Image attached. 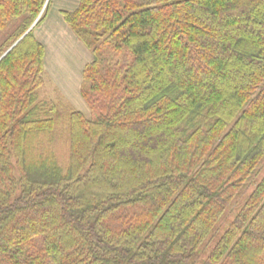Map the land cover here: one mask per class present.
I'll use <instances>...</instances> for the list:
<instances>
[{"label":"trees","instance_id":"trees-1","mask_svg":"<svg viewBox=\"0 0 264 264\" xmlns=\"http://www.w3.org/2000/svg\"><path fill=\"white\" fill-rule=\"evenodd\" d=\"M78 1L90 118L39 99L49 0H0V58L38 20L0 61V264H196L264 159V0ZM199 264H264V177Z\"/></svg>","mask_w":264,"mask_h":264},{"label":"crops","instance_id":"crops-1","mask_svg":"<svg viewBox=\"0 0 264 264\" xmlns=\"http://www.w3.org/2000/svg\"><path fill=\"white\" fill-rule=\"evenodd\" d=\"M50 7L44 22L35 30L37 39L45 48V73L61 90L70 104L86 118L90 110L83 100L80 89L86 66L92 54L74 35L64 20L63 13L75 12L78 0H49Z\"/></svg>","mask_w":264,"mask_h":264},{"label":"rangeland","instance_id":"rangeland-1","mask_svg":"<svg viewBox=\"0 0 264 264\" xmlns=\"http://www.w3.org/2000/svg\"><path fill=\"white\" fill-rule=\"evenodd\" d=\"M7 32H0V43L5 39ZM56 85V84H55ZM51 82V80L47 77V74H44V85L38 91L39 99L42 101L52 100L56 103L63 104L68 109H75L69 102V100L61 94V90ZM76 110V109H75ZM66 113H64L65 115ZM66 133V132H65ZM66 134L62 135L61 138L57 139L55 142V152L56 157L59 162V165L62 169H66L68 166V147L66 144ZM264 177V159L259 164L253 175L244 185L242 191L236 198L233 205L224 215L222 220L220 221L218 227L211 235V237L205 242L202 247L200 257L197 260L196 264H199L200 261L205 260L208 256L209 252L213 248L216 241L223 235L225 230L229 227L231 222L235 219L237 213L240 208L244 205L246 200L249 198L251 193L255 190L256 186L259 184L261 179Z\"/></svg>","mask_w":264,"mask_h":264},{"label":"water","instance_id":"water-1","mask_svg":"<svg viewBox=\"0 0 264 264\" xmlns=\"http://www.w3.org/2000/svg\"><path fill=\"white\" fill-rule=\"evenodd\" d=\"M41 17V16H40ZM39 19V18H38ZM38 20L35 22V24L28 30V32L22 36L1 58L0 61L37 25Z\"/></svg>","mask_w":264,"mask_h":264}]
</instances>
